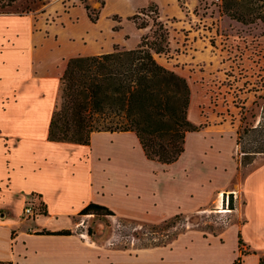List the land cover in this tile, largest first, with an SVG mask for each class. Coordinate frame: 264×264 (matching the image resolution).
Masks as SVG:
<instances>
[{"label":"crops","instance_id":"1","mask_svg":"<svg viewBox=\"0 0 264 264\" xmlns=\"http://www.w3.org/2000/svg\"><path fill=\"white\" fill-rule=\"evenodd\" d=\"M78 1L63 2L64 9H70L67 15L81 7ZM108 4L109 0L101 12L109 18L108 28L84 33L76 52L63 48L61 34H66L67 26L27 14L0 13V262L234 264L241 254V233L245 248L256 251L244 255L242 264L250 257L258 264L264 252V161L247 173L237 189L236 161L228 180L220 185L211 179L194 183L187 169L182 179L167 183L144 175L136 163L113 162L107 151L112 145L133 151L143 162L161 164L164 172L184 156L185 151L172 164L149 160L133 131L93 132L89 145L48 139L68 59L111 52L116 46L132 49L141 41L143 28H137L127 42L124 28L114 25L117 20L110 17L120 11L105 12ZM102 17L89 21L99 26ZM66 37L69 42L74 39L71 34ZM212 150L211 144L205 156ZM263 158L264 154L258 155L254 161ZM233 190L239 192L232 208L235 215L220 232L190 226L163 243L139 244L133 234L124 236L119 230L122 219L158 224L178 213L203 212L219 202L225 206L226 193ZM91 202L115 215L80 214ZM29 203L37 206L36 215H25Z\"/></svg>","mask_w":264,"mask_h":264},{"label":"rangeland","instance_id":"2","mask_svg":"<svg viewBox=\"0 0 264 264\" xmlns=\"http://www.w3.org/2000/svg\"><path fill=\"white\" fill-rule=\"evenodd\" d=\"M64 1L0 0V13L27 14L47 20L46 23L67 26L66 34H61L63 48L76 52L81 47L80 37L84 33L108 28L109 18L101 15L102 3L106 4L107 0H86L100 12L99 26L92 25L80 1L77 5L81 7L73 10L71 16L67 15L66 11L70 9H64ZM145 1L109 0L105 12L120 11L114 14L121 18V22L116 18L113 24L124 28L127 42L138 23L148 22L141 32L150 37L159 26L154 25L156 18L164 24L168 30L167 51L154 56L158 62L186 78L191 91L188 119L206 128L188 135L184 156L166 172L161 164L143 162L124 147L112 145L107 151L111 152L114 163H136L144 175L158 177L159 181L167 183L182 179L187 169L194 183L211 179L212 183L220 185L228 180L233 161H236L239 171L234 189H237L247 173L264 161V158L254 161L258 155L264 154L262 152L249 155L245 152L264 149V25L243 24L221 14L220 0H148L143 7L151 5L150 11L139 13L136 20L127 19L138 12L133 11ZM68 34L77 39L69 42ZM58 100L59 96L57 103ZM211 144L214 150L205 156ZM204 210L178 218L175 225L153 226L154 223L122 219L118 227L124 236L133 234L139 244H152L168 241L190 226L220 232L235 215L225 207L219 212L215 204ZM231 239L232 232H229L227 242L230 245ZM247 264H255L254 258L250 257Z\"/></svg>","mask_w":264,"mask_h":264},{"label":"trees","instance_id":"3","mask_svg":"<svg viewBox=\"0 0 264 264\" xmlns=\"http://www.w3.org/2000/svg\"><path fill=\"white\" fill-rule=\"evenodd\" d=\"M80 1L89 19L96 22L100 12L86 0ZM151 7H143L127 19L136 20L139 13L148 12ZM219 10L243 24L264 25V0H220ZM116 18L121 20L114 15L113 19ZM158 24L151 37L143 35L135 48L116 46L111 52L68 59L60 80L59 103L49 124V140L89 145L93 132L133 131L147 159L172 164L181 157L187 133L199 131L204 125H196L188 119L191 91L186 78L158 62L154 56L167 51L168 30L156 18L154 25ZM137 26L145 28L148 22ZM118 29V26L114 27V30ZM245 152L248 155L264 153V149ZM233 203L231 198L230 209L234 208ZM39 208L43 209V206ZM90 213L115 215L108 207L93 202L80 211V214ZM181 217L185 215L178 213L152 225L174 223ZM58 233L68 234L69 231ZM159 243L163 242L152 244ZM238 243L241 254L234 264H242L244 255L256 253L245 248L241 233H238ZM258 264H264V252L260 253Z\"/></svg>","mask_w":264,"mask_h":264},{"label":"built area","instance_id":"4","mask_svg":"<svg viewBox=\"0 0 264 264\" xmlns=\"http://www.w3.org/2000/svg\"><path fill=\"white\" fill-rule=\"evenodd\" d=\"M237 197H238V191L237 190L227 192L226 196H225V206L224 205L216 206L218 208V211L220 212V209H223V207H225V210L231 211L232 209L229 208V201L231 200V198H233L235 200ZM225 212H227V211H225ZM24 213L27 216L36 215L38 213L37 206H35L33 203H29L25 207Z\"/></svg>","mask_w":264,"mask_h":264},{"label":"bare ground","instance_id":"5","mask_svg":"<svg viewBox=\"0 0 264 264\" xmlns=\"http://www.w3.org/2000/svg\"><path fill=\"white\" fill-rule=\"evenodd\" d=\"M221 198V197H220Z\"/></svg>","mask_w":264,"mask_h":264}]
</instances>
